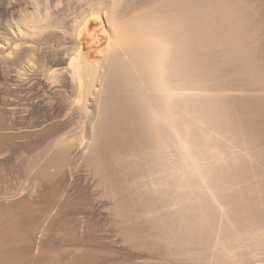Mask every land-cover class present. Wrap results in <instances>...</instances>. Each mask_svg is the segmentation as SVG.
Returning <instances> with one entry per match:
<instances>
[{"label":"rangeland","instance_id":"1","mask_svg":"<svg viewBox=\"0 0 264 264\" xmlns=\"http://www.w3.org/2000/svg\"><path fill=\"white\" fill-rule=\"evenodd\" d=\"M167 1L0 0V264H206L207 254L212 249L218 252L217 241L233 254L264 264V123H259L264 118V0L179 3L188 55L184 62L196 65L187 68L193 73L189 72L192 79L186 80L194 84L196 92L184 93H196L206 102L193 111L194 140L191 138L190 145L198 150L203 168L211 170L213 188L194 185L193 176V183L178 184L183 167L178 166L181 164L171 149L167 151L170 156L164 155L165 170H169L164 177L155 174L154 168L148 171L144 164L148 158L154 159L155 152L144 151L136 158L130 152L126 155L106 148L100 139L104 108L97 94L103 88L106 37L89 15L116 2V7H121V11L116 8L117 16L124 13L118 17L124 21ZM82 20L89 23L81 30L80 51L87 61L94 60L95 67H102L92 65L101 77L96 74L94 82L98 84L89 90L91 95L86 91V112L74 107L75 84L67 71H62L78 46L72 33L76 22ZM17 28L29 32L19 35ZM27 28L36 33L29 34ZM50 70L55 75L51 76ZM55 122L68 126L56 130L60 125ZM51 125L50 132L46 128ZM63 137L70 139L68 146L69 140L65 146L54 143ZM62 150L67 155L50 179L24 176L29 165L38 171L50 157L56 155L57 159ZM111 152L116 157L110 159ZM176 168L181 170L176 173ZM191 189H196L195 193ZM152 199L161 203L143 208V203H153ZM175 221L184 233L182 240L189 237L186 232L192 233L211 247L208 253L200 256V251L205 252L203 246L191 240L181 244L182 240L169 238L167 243L163 236L166 227H161ZM173 240L182 246L171 245ZM180 246H187L186 252Z\"/></svg>","mask_w":264,"mask_h":264},{"label":"bare ground","instance_id":"2","mask_svg":"<svg viewBox=\"0 0 264 264\" xmlns=\"http://www.w3.org/2000/svg\"><path fill=\"white\" fill-rule=\"evenodd\" d=\"M121 1L122 0H120V2ZM162 1L165 2L167 0H162ZM116 2L119 3V0H116ZM116 2L114 4L112 3L113 5H109V6L104 7V8L101 7L97 10H94L93 13H91V15H89L93 21H97L99 23V26L101 27V29H103V32H104L105 37H106V38H104L106 40V42H105L106 43V45H105L106 50H105V52L103 51L104 52V56H103L104 60L102 61L103 66L101 65L102 63H100V66H102L105 69V74L100 73V74H104V77L102 75V79H101V81H102L101 86L103 88H102L101 92H100V89H101L100 88L98 91V93L99 92L100 93L97 94L99 102L102 103V104H100V106H101V108H102V106L104 108V109L102 108L103 111L101 110L102 114L104 112L103 121H102L103 124L100 127L101 133L103 135V137L100 138V139H103L101 141H104L105 147L106 146L110 147V148L113 147L122 153L130 152V153H132V156H135V157L136 156L138 157L139 156L138 154H140L141 152L143 153L144 151L155 152V153H153V154H156V156L153 157L154 159L152 158L153 160H151V158H148L150 160L149 161L147 160V162H145L144 164L149 166L148 171L153 172V168H154L155 174L157 173V175H160V176H162L164 174L163 175L164 177L166 175L164 172L166 170H167L166 173L169 171L167 169V167L165 170V165L167 163H165L164 155H165V158H166V154L168 156H170L167 151L169 149H171L174 152V154L177 155L178 161L180 162L179 164H181L178 166L179 167L182 166L183 167V168L181 167L182 170L184 169L182 171L181 168H179L182 171V172L181 171L179 172V173H181V176H182L181 177L182 179L180 178L182 180V182L178 183V184H182V183L184 184V182H185V185L187 183H188L187 185H189V184L193 183L194 180L191 182V178H192L191 176H193V178H195V183H193L194 185L196 184V185H198V187H200V185H201L202 188L204 186L206 188V186L209 184L208 185L209 188L207 186L206 189L213 188L214 186H212L211 178H210L211 170H205L203 168V160L200 159V154L198 155V150L196 149L195 146L190 145V144H192V141H190L191 138H192V140H194L193 139L194 136H192L193 133H192V129H191L193 126L192 116H193L194 112L196 111V109L199 108V105L206 103V102L203 101L204 98L199 100L198 94L196 95V93H194V94L191 92H190L191 94L190 93H184L185 91H192V92L195 91L196 92V87L194 86V84L186 81V80L192 79V78L189 79L188 74H190L191 72L193 73V71H191V72L188 71L187 68L192 67L190 69H193V67L196 65H190L191 63L186 64L184 62L187 60V59H185V57L188 55H186L187 49L184 48L185 45L183 46L184 36H183V32H182L183 30H182V26H181L182 24H181L180 15L178 14L179 13L178 10L180 8L179 3H182V2H180V0H173L172 3L170 0L171 4L169 3V1H167L165 4H163V2H162L161 3L162 5L160 7H157V8L154 7V9H151L149 11L146 10V12H144V13L139 12L140 14H138V13L137 14L133 13L134 15L131 14L133 16H131V17L129 16L128 20H126L125 16H124V18H123V19H125L124 21H121L120 18H118V17H121L120 13H122V12H120L119 16H117V14H118L117 10H120L121 7L119 6L120 9L117 8L116 6L118 3H116ZM102 6H103V4H102ZM153 6H154V4H153ZM116 8H117V10H116ZM126 9H127V6H126ZM128 9H130L129 5H128ZM123 10H125V9L123 8L122 11ZM36 13H38V11ZM122 14H124V13H122ZM79 19H81V18H79ZM26 20H27V18L26 19L24 18V20L22 21L24 23L21 22L22 26H24L23 24L26 23ZM28 21H29V19H28ZM45 23H46V21H45ZM88 23H89V20L88 21L82 20L81 23L79 22V24H78V22H76L77 26H74V28L75 27L76 28H75V30L73 28L74 34L72 33V35H74L75 38L77 39L78 46H77L74 54L70 53V55L72 54L74 56L69 55L70 58L67 60V65H66L67 69L66 68H64V70L62 69V71H64V72H65V70L67 71L66 72L67 75L69 74V76H70L69 79L75 84V87H73L74 85L72 86V90L74 89L73 94H74V92L77 91L76 92L77 95L76 94L73 95V96H76L75 105L77 104L74 107L77 108V106H79V108H77V110L79 109V110H81V112L87 111V105L86 104L89 103V102H87V95H89V93H86V91L90 92V95H91V91L93 90V89L91 90V87L94 88V83L98 84L96 81L94 82V80L99 75V73H97L98 70L97 71L95 70V68L97 66L95 67V65L92 63L94 60L92 59L93 61L92 60L87 61L88 58L86 57L87 58L86 59L84 57L86 55L82 54L80 51L81 45H82V39H83L81 30H82V28L85 29L87 27ZM55 24H57V23H55ZM31 25H32V23H31ZM29 26H30V24L28 23V27ZM57 26H58V24H57ZM26 27H27V25H26ZM18 29L19 28H17V30ZM23 30L24 31H21V29H19L16 32L19 35H22V34L24 35V34L29 32V31L25 32V28H23ZM26 30H30V28L29 29L27 28ZM62 31H65V30H62ZM32 32L30 30L29 34L32 33L34 35L36 33L34 31H32ZM96 49H98V48H96ZM98 50L100 51V49H98ZM11 51H12V49H11ZM88 52L89 51H87V53ZM191 54H192V52H191ZM88 57H90V56H88ZM186 58H188V57H186ZM92 65L95 68H93ZM102 67H99V68H102ZM99 68L97 67L96 69H99ZM50 71H52V70H50ZM50 71H49V73H50ZM55 72H57V71H55ZM96 74H98V75L96 76ZM52 75H55V73H53V71H52L51 76ZM58 75L59 74L57 73L56 76H58ZM47 76H49V75H47ZM99 77H101V76L99 75ZM86 80H88V81L86 82ZM91 83L93 86H91ZM88 84H90V85H88ZM87 87L90 89L86 90ZM89 90H91V91H89ZM94 91H95V89H94ZM92 97H93V95H92ZM200 98H202V97H200ZM70 101H71V99H70ZM79 112L76 114L77 115L81 114ZM91 112H93V110ZM92 115H94V114H92ZM99 115H100V113H99ZM66 117L67 116L64 115V118H66ZM77 117H80V115H78ZM100 117H101V115H100ZM80 118L82 119V117H80ZM80 118H79V120H81ZM85 118H87V117L84 116L83 119L85 120ZM70 119H71V117H70ZM48 120H49V117H48ZM68 120L69 119H67V121ZM76 120H78V118ZM65 121H66V119H65ZM81 121H82V123H81ZM81 121H79L81 124L85 123V121H83V120H81ZM261 121H263V123H264V118L262 120H260L259 123H261ZM76 122L77 121H75V123ZM55 123H57V122H55ZM98 123H101V122L99 121ZM61 124H58V123L55 124V125H60L59 126L60 128H58L55 125H54L55 126L54 128L57 127L56 130L57 129L63 130L64 128L66 129V127L68 126L67 123L66 124L63 123V125H61ZM77 126H79V124H77ZM48 127L46 128V130H49L51 132L50 128L53 129L52 125H51V127H49V129H48ZM96 128H98V127L96 126ZM46 130H45V134L47 133ZM56 130H54L55 133H57V132L60 133V130L59 131H56ZM61 132L63 133V131H61ZM98 132H99V129H98ZM55 135H57V134H54V136H52V137H55ZM57 137L55 139H57ZM71 137H72L71 140H73V136H71ZM64 138L65 137H63V139L59 138V140L54 141V143L55 142H56V144L58 143L57 144L58 146H59V143H61V145L65 146L64 142H67L69 140V142L66 144L68 146L71 141H70V139L66 140V138H65V140H66L65 141ZM62 140H64V141H62ZM83 141H84V139L82 138L81 143ZM11 143H12V141H11ZM101 143H103V142H101ZM55 145H53V147H55ZM47 147H48V145H47ZM100 150H98V151H100ZM116 152L114 154L118 156V153H116ZM65 153H66V150L65 151L62 150L61 152L58 151L57 152V157H58L57 159L55 157L56 155L53 156L54 155L53 154L52 155L53 157H50L48 160H46L47 161L46 166L39 169L38 171H33V167H31V165H29L24 171V176L27 179L30 177H39V178L44 179V180L50 179L56 170L57 164L62 162L65 159V158H63L65 155H67ZM114 154L112 153L110 159H112V156L116 157V156H114ZM121 154H119L120 155L119 157L122 156L121 157L122 159L128 158V157H123V155H121ZM127 154L129 155V153H127ZM132 156H130L131 159H132ZM130 157H129V159H130ZM141 157H142V155H141ZM177 157H176L175 162H178ZM95 158L96 157H93L94 160H95ZM136 158H134V160ZM60 159H61V161H60ZM122 159H120V160H122ZM142 159H144V158H142ZM97 160H98V158H97ZM114 160H116V159H114ZM120 160H118V161H120ZM169 161H170V159H169ZM114 162L116 164V161H114ZM120 162H117V164H119ZM132 162H131V164H132ZM166 162H168V161H166ZM98 163H99V161H98ZM108 164L109 163H107V165ZM175 166H177V165H175ZM98 167H97V169L99 170L100 167L99 168ZM128 167L130 168V166H128ZM169 168H171V167H169ZM177 169L178 168H176V173L179 171V169L178 170ZM204 170H205V172H204ZM170 171H172V170H170ZM173 171L175 172V167H173ZM109 172H111V169ZM174 172H173V174L175 175ZM190 173H192V174H190ZM151 175H152V173H151ZM176 175H178V174H176ZM194 176H196V177H194ZM174 177H176V176H174ZM127 179L129 180V178H127ZM178 179L179 178H177V180ZM129 182H130V180H129ZM162 182H163V180H162ZM176 182L177 181H175V183ZM189 182H191V183H189ZM208 182H210V183H208ZM185 185H184V188H185ZM180 186L178 188H181ZM164 188H166V187H164ZM169 189L171 190V188H169ZM196 189H194V190L191 189V190L194 191V193H195ZM182 190H180V191L182 192ZM187 190H188V187H187ZM203 190H204V192L210 191V190L205 191V189H203ZM180 191H178V192H180ZM159 192H160V190H159ZM170 192H172V191H170ZM176 192H177V190H176ZM211 193H213V191ZM178 194H181V193H178ZM177 195H176V197H177ZM191 195H192V193H191ZM211 195L213 196V194H211ZM159 199H160V197H159ZM152 200L154 201V199H152ZM177 200H178V198H177ZM158 202L161 203L160 201H158ZM176 202L174 201V203H176ZM153 203L151 200H147L145 203H143V208L144 207L145 208H147V207L153 208L155 206V204L159 205V203H157V201L154 204ZM174 203H172V204H174ZM151 205H154V206L150 207ZM165 206H167V204ZM156 207H157V205H156ZM158 222H159V220H158ZM167 224L168 225L161 227V229H165V227H166L165 231L163 230L166 233L165 234L163 232V236L166 237V238L164 237L166 239V241L167 240L171 241V239H173V238L178 239V242L180 240H182V238H180V235H183L184 233L182 230H180V227L178 225L176 226V221L173 222L172 224L171 223H167ZM160 231H162V230H160ZM185 235H189V237L184 238V240L180 241L181 244L183 243V241L185 244V241L189 243L190 241H188V240H191V241H194V243H197L198 245L203 246V249L205 250V252L200 251V253L198 252L199 255L200 254L202 255V253H208L207 250L211 249V247L207 243H205L203 241H199L197 239V237L195 235H193L192 233L186 232ZM169 238H171V239L169 240ZM175 240H173V244L170 242L169 243L171 245H175V243H176ZM168 241H167V243H168ZM174 241H175V243H174ZM188 243H186V245H188V247H189L190 245ZM181 244H177V245H181ZM177 245H175V246H177ZM177 247H179V246H177ZM186 247L187 246H185V248ZM181 248H183V247H181ZM185 248H183V249H185ZM216 248L218 250L217 254H215V252H213L214 251L213 249L211 250L212 251L211 254H209V253L207 254V257H206L207 263L206 264H251V263L254 264V262H252L253 259H250L249 257L247 258L244 254H238V253L233 254L232 252H230L231 248H229L228 246H226L224 243H222L220 241L216 242ZM183 249H180V251L181 252L184 251ZM203 249H201V250H203ZM184 252H186V249ZM176 255H177V253H176ZM236 257L239 258L237 261H235ZM198 264H200V263H198Z\"/></svg>","mask_w":264,"mask_h":264}]
</instances>
